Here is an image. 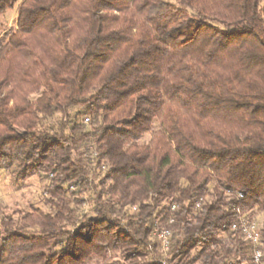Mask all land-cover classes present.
Instances as JSON below:
<instances>
[{
	"label": "trees",
	"instance_id": "obj_1",
	"mask_svg": "<svg viewBox=\"0 0 264 264\" xmlns=\"http://www.w3.org/2000/svg\"><path fill=\"white\" fill-rule=\"evenodd\" d=\"M0 169L49 181L0 264H264V0H20Z\"/></svg>",
	"mask_w": 264,
	"mask_h": 264
},
{
	"label": "rangeland",
	"instance_id": "obj_2",
	"mask_svg": "<svg viewBox=\"0 0 264 264\" xmlns=\"http://www.w3.org/2000/svg\"><path fill=\"white\" fill-rule=\"evenodd\" d=\"M20 0L14 3V6L0 14V31L4 33L11 28L16 27L18 16V5ZM53 122L54 120H50ZM85 127L89 126L88 119L84 120ZM158 123H154V130L157 129ZM149 139V134L145 136V140ZM45 177H31L21 183H15L11 180L9 172L0 169V212L10 213L14 210L29 211L33 207L44 208L41 202L45 186L48 184ZM129 211H133L130 209ZM264 220V214L257 213L254 221L260 227Z\"/></svg>",
	"mask_w": 264,
	"mask_h": 264
},
{
	"label": "built area",
	"instance_id": "obj_3",
	"mask_svg": "<svg viewBox=\"0 0 264 264\" xmlns=\"http://www.w3.org/2000/svg\"><path fill=\"white\" fill-rule=\"evenodd\" d=\"M173 208L174 207L172 206V209ZM231 227L233 230L240 229L243 233L244 238L248 242L252 243L253 245L258 244V240L260 236L259 233L260 227L256 222L243 219L238 223L232 224ZM154 235L159 240L162 249L167 250L169 246L170 231L168 229H160V230H156L154 232ZM252 261H253L252 264H263L261 250L256 249L254 251L252 256Z\"/></svg>",
	"mask_w": 264,
	"mask_h": 264
}]
</instances>
